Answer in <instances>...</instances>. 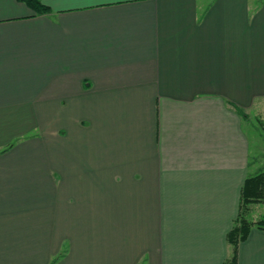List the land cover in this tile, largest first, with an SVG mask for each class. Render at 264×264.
<instances>
[{"label":"crops","instance_id":"obj_1","mask_svg":"<svg viewBox=\"0 0 264 264\" xmlns=\"http://www.w3.org/2000/svg\"><path fill=\"white\" fill-rule=\"evenodd\" d=\"M43 1L0 0V264H223L264 0ZM237 264H264V228Z\"/></svg>","mask_w":264,"mask_h":264},{"label":"trees","instance_id":"obj_2","mask_svg":"<svg viewBox=\"0 0 264 264\" xmlns=\"http://www.w3.org/2000/svg\"><path fill=\"white\" fill-rule=\"evenodd\" d=\"M29 5L36 13H47L49 7L43 0H21ZM264 197V169L255 175L248 176L242 187V202L238 216L236 217L231 230L227 234V240L231 245V253L223 264H237L238 246L240 241L246 238L253 225L264 228V216L255 221H250L244 217V209L255 201Z\"/></svg>","mask_w":264,"mask_h":264},{"label":"rangeland","instance_id":"obj_3","mask_svg":"<svg viewBox=\"0 0 264 264\" xmlns=\"http://www.w3.org/2000/svg\"><path fill=\"white\" fill-rule=\"evenodd\" d=\"M259 130V136L257 138V148L256 151H252V157L257 159V166L255 170L252 173H257L264 169V132L261 131V128ZM261 134V135H260ZM254 148V147H253ZM260 202H262L261 205ZM264 197L262 200L255 201L251 203L248 207V209H244V217L250 221L258 220L259 218L263 217L264 215Z\"/></svg>","mask_w":264,"mask_h":264}]
</instances>
